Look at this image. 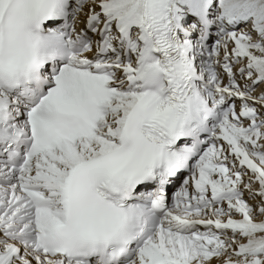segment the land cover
Listing matches in <instances>:
<instances>
[{"label": "snow or ice", "instance_id": "6c2138e0", "mask_svg": "<svg viewBox=\"0 0 264 264\" xmlns=\"http://www.w3.org/2000/svg\"><path fill=\"white\" fill-rule=\"evenodd\" d=\"M0 264H264V0H0Z\"/></svg>", "mask_w": 264, "mask_h": 264}]
</instances>
